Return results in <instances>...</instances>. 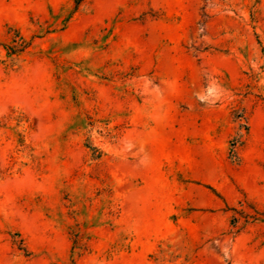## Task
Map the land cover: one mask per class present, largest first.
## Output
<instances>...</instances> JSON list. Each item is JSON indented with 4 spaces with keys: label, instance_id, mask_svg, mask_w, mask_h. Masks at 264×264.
I'll return each instance as SVG.
<instances>
[{
    "label": "rangeland",
    "instance_id": "374dc122",
    "mask_svg": "<svg viewBox=\"0 0 264 264\" xmlns=\"http://www.w3.org/2000/svg\"><path fill=\"white\" fill-rule=\"evenodd\" d=\"M0 264H264V0H0Z\"/></svg>",
    "mask_w": 264,
    "mask_h": 264
},
{
    "label": "trees",
    "instance_id": "16d2710c",
    "mask_svg": "<svg viewBox=\"0 0 264 264\" xmlns=\"http://www.w3.org/2000/svg\"><path fill=\"white\" fill-rule=\"evenodd\" d=\"M233 221H234V219H233ZM236 222V221H235ZM74 244H76V241H74Z\"/></svg>",
    "mask_w": 264,
    "mask_h": 264
}]
</instances>
